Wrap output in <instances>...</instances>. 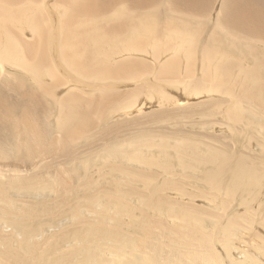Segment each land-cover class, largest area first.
<instances>
[{
  "label": "bare ground",
  "instance_id": "6f19581e",
  "mask_svg": "<svg viewBox=\"0 0 264 264\" xmlns=\"http://www.w3.org/2000/svg\"><path fill=\"white\" fill-rule=\"evenodd\" d=\"M0 264H264V0H0Z\"/></svg>",
  "mask_w": 264,
  "mask_h": 264
},
{
  "label": "rangeland",
  "instance_id": "374dc122",
  "mask_svg": "<svg viewBox=\"0 0 264 264\" xmlns=\"http://www.w3.org/2000/svg\"><path fill=\"white\" fill-rule=\"evenodd\" d=\"M52 1H53V2H56V1H57V3H59V2H61L62 0H61V1H59V0H52ZM51 12H52V11H51ZM51 12H49L50 15L53 14V13H51ZM33 48H34V45H33ZM59 49H60V48H59ZM60 51H61V50H60ZM61 52H62V51H61ZM130 84H131V83H129V84L127 83V85L129 86L128 88H132ZM169 89L171 90L172 88H167L168 93H170ZM172 90H173V91H171V93L174 92L173 94H177V93L179 94V91H175V89H172ZM175 92H176V93H175ZM180 92H181V91H180ZM171 93H170V95H171ZM174 96H175V95H174ZM141 98H142V97H141ZM151 102H152V104H154V105H153L152 107H150V105H149V106L147 105L146 109H148V112H147L146 109L144 108V109H143V112H144V113L142 112L141 114L138 115V117H140V118H137V116H136V117H132V118H131L132 120H130V121H125V122H127V123L124 122L126 127L128 126V125H126V124H129V122H130L131 125L133 124L132 126L129 124V125L131 126L130 129L127 128V129H129L130 131L126 130V129H125V128H126L125 126H124V127H125L124 129H121V128H123V124H124V123L121 124V125H119L118 129H120V131H121V130H122V131L124 130V131H123V132L125 133V136H124V137H130V136H131V134H130V133H131V129H132V130H133V129H136V130H135L136 132L134 131L135 133H132V135H133V134H137L138 132H142V131H140L142 128L140 129L139 126L143 127V129H144L145 131L149 129V130H148L149 133L153 131V130H151V128L157 127V130H155V131H157V132H159V133L153 131L154 134L157 133V135H155V136H157L156 139H157L158 136H159L158 134H161V133H162V132L159 130V127H158L159 125H157V124H159V123L156 124V123L154 122L155 120H156V121L159 120V118L161 117V116H160L161 114H159L158 112H160V111H162V110H159V111H158V109H157V107H156L157 105H155V104H156L155 101H151ZM151 110H152V111H151ZM145 111H146V113H145ZM149 112H151V113H149ZM131 113H132L133 115H136V114H135V110H132ZM155 113H156V115H157L158 118H157V117H154ZM160 113H161V112H160ZM151 114H153V117L151 116ZM145 115H146L147 118L145 117ZM156 115H155V116H156ZM159 116H160V117H159ZM121 117H122V116H120V117H116L115 120H121ZM136 118H137V119H136ZM135 119H136V121H135ZM139 119H140V120H139ZM148 120H151V122L148 121ZM141 121L145 122L146 124L143 123V122L141 123ZM152 121H153L156 125L153 124ZM138 122H140L141 124H144V125H141V124H140V125L137 126V123H138ZM135 123H136V125H135ZM147 123H148V124H147ZM138 124H139V123H138ZM150 124H151V125H150ZM134 125H135V126H134ZM146 125H148V126L145 127ZM120 126H121V128H120ZM136 126H137V127H136ZM152 126H153V127H152ZM132 127H133V128H132ZM146 128H147V129H146ZM143 129H142V130H143ZM154 129H155V128H154ZM144 130H143V131H144ZM120 131L117 130L116 132H117V134H118L119 136H122V137H123L124 133H122L123 135H121ZM145 131H144V132H145ZM129 132H130V133H129ZM132 132H133V131H132ZM144 132H143V133H144ZM146 132H147V131H146ZM146 132H145V133H146ZM160 132H161V133H160ZM126 133H128L127 135H130V136H127ZM149 133H146V134H149ZM117 134H116V135H117ZM154 134L151 133L150 135H151L152 137H154ZM110 137H111V136H110ZM161 137H162V136H161ZM161 137H160V138H161Z\"/></svg>",
  "mask_w": 264,
  "mask_h": 264
}]
</instances>
